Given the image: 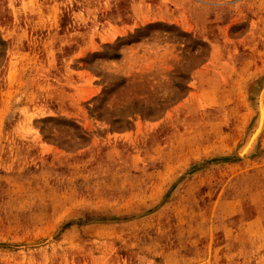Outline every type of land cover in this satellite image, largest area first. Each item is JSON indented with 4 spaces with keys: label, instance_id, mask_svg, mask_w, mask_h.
Returning <instances> with one entry per match:
<instances>
[{
    "label": "rangeland",
    "instance_id": "obj_1",
    "mask_svg": "<svg viewBox=\"0 0 264 264\" xmlns=\"http://www.w3.org/2000/svg\"><path fill=\"white\" fill-rule=\"evenodd\" d=\"M180 1L0 0V264H264V52Z\"/></svg>",
    "mask_w": 264,
    "mask_h": 264
},
{
    "label": "crops",
    "instance_id": "obj_2",
    "mask_svg": "<svg viewBox=\"0 0 264 264\" xmlns=\"http://www.w3.org/2000/svg\"><path fill=\"white\" fill-rule=\"evenodd\" d=\"M203 1V0H197ZM212 3L211 7L219 9L221 11L218 19L221 20L222 32L221 35L235 34L231 32L230 25H243L244 29L239 34L240 37L238 41L241 43H251L253 40L256 41L257 45L250 50L258 52L259 57L262 56L261 52H264V0H205ZM177 6V5H175ZM180 7H186V9H192L191 14L188 13L183 15L180 11L174 14L172 17L167 16L164 18L165 22L173 23L179 25V27L185 33H191V35H212V37H206V40L210 43L217 41V38L213 35H218L214 31L208 28L210 21V15L207 11V6L204 4H196L195 0H181ZM198 7L200 10L195 16L194 12ZM238 8L237 11H232L231 9ZM232 11V12H231ZM187 13L186 11H184ZM217 16V15H216ZM255 36L257 38L255 39ZM226 37V36H225ZM226 39V38H225ZM228 40H235L234 37L231 38L227 36ZM224 40L223 38L221 39ZM213 47V46H212ZM217 49L214 47L210 50L208 54V61L204 66L196 68L190 71L189 78L199 82L200 77L205 78L208 75V70L214 64V59L217 57ZM191 84V83H190ZM191 99V93L185 97L186 101Z\"/></svg>",
    "mask_w": 264,
    "mask_h": 264
},
{
    "label": "bare ground",
    "instance_id": "obj_3",
    "mask_svg": "<svg viewBox=\"0 0 264 264\" xmlns=\"http://www.w3.org/2000/svg\"><path fill=\"white\" fill-rule=\"evenodd\" d=\"M264 79V78H263ZM263 82V83H262ZM259 85L257 90L256 99H260V104L258 107V115L254 123L252 124V130L250 131L246 142L239 149L240 153L253 154L256 151L258 138L260 134L264 131V80ZM257 103V100H256ZM251 151V152H250ZM241 157V156H240Z\"/></svg>",
    "mask_w": 264,
    "mask_h": 264
}]
</instances>
